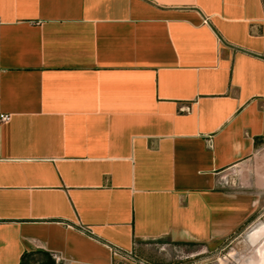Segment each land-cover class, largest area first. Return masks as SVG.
<instances>
[{"label": "crops", "instance_id": "obj_1", "mask_svg": "<svg viewBox=\"0 0 264 264\" xmlns=\"http://www.w3.org/2000/svg\"><path fill=\"white\" fill-rule=\"evenodd\" d=\"M0 114V264H264V0H0Z\"/></svg>", "mask_w": 264, "mask_h": 264}, {"label": "rangeland", "instance_id": "obj_2", "mask_svg": "<svg viewBox=\"0 0 264 264\" xmlns=\"http://www.w3.org/2000/svg\"><path fill=\"white\" fill-rule=\"evenodd\" d=\"M259 218L257 224H264V215ZM247 243V235H238L218 248L195 249L194 253H189L191 248L161 247L151 257V264H256L261 247Z\"/></svg>", "mask_w": 264, "mask_h": 264}, {"label": "trees", "instance_id": "obj_3", "mask_svg": "<svg viewBox=\"0 0 264 264\" xmlns=\"http://www.w3.org/2000/svg\"><path fill=\"white\" fill-rule=\"evenodd\" d=\"M43 255H45L47 257L46 262L45 263H39V264H55L54 262L51 261V257L49 254L46 253H42ZM33 255L31 254H25L22 258L21 264H30V260L32 258Z\"/></svg>", "mask_w": 264, "mask_h": 264}, {"label": "built area", "instance_id": "obj_4", "mask_svg": "<svg viewBox=\"0 0 264 264\" xmlns=\"http://www.w3.org/2000/svg\"><path fill=\"white\" fill-rule=\"evenodd\" d=\"M10 119H11V116L10 115L0 114V123L9 122Z\"/></svg>", "mask_w": 264, "mask_h": 264}]
</instances>
